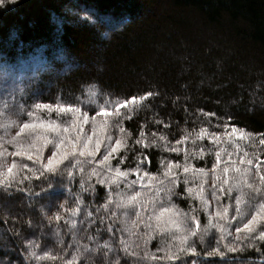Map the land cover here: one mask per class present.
Returning <instances> with one entry per match:
<instances>
[{"label": "trees", "instance_id": "1", "mask_svg": "<svg viewBox=\"0 0 264 264\" xmlns=\"http://www.w3.org/2000/svg\"><path fill=\"white\" fill-rule=\"evenodd\" d=\"M0 65V100L14 99L0 108L1 139L8 129L5 116L19 126L69 129L86 114L123 141L114 163L132 180L138 158L151 161L141 166V176L148 172L151 182L144 177L131 187L124 182L107 191L74 163L68 164L75 170L72 176L26 160L20 167L8 163L9 147L0 143V172L8 176L12 168L15 177L10 187H0V264H264L260 239L235 252L220 248L224 258L206 256L217 247L219 231L208 232L205 206L197 196L210 175L220 185L225 178L235 184V168H250L248 180L264 196L255 167L259 164L264 175V0H5ZM146 93L152 95L132 111L131 105L122 106L118 116L112 109L117 100ZM141 132L149 141L155 134L156 145L137 144ZM171 147L181 151L171 152ZM217 152L220 163L213 172ZM185 153L191 166L205 169L207 176L183 172ZM169 161L180 165L174 186L171 175L165 176ZM161 181L171 193L157 191ZM112 192L123 198L145 194L137 199L143 204L141 216H135L133 205L127 209V201L121 208L116 199L110 204ZM231 194L217 204L235 208L240 194L250 210L262 202L246 185L233 187ZM165 208L179 213L185 228H196L195 217L201 222L197 232L205 228L209 233L205 245L197 246L199 255L166 258L178 243L152 232L153 212ZM148 233L152 239L145 245ZM171 234L174 240L177 233Z\"/></svg>", "mask_w": 264, "mask_h": 264}, {"label": "snow or ice", "instance_id": "2", "mask_svg": "<svg viewBox=\"0 0 264 264\" xmlns=\"http://www.w3.org/2000/svg\"><path fill=\"white\" fill-rule=\"evenodd\" d=\"M152 93H146L144 96H141L139 98L137 97H131L130 99H124V100H117L112 104V109L116 112V114L119 116V109L120 107L124 106L127 107L129 105H131L132 107L129 108V111L134 110L136 107L140 106V102L145 100L148 96H151ZM83 122L87 123V115L85 114V116L83 117ZM73 124L75 125V120H73ZM24 129H27L30 127L29 124H24ZM32 128H35V125L31 126ZM79 127L82 128V125H79ZM96 127H97V122L95 120L92 121V131L93 133H95L96 131ZM21 131H23V129H21ZM47 132H51V133H55V136L53 137L52 140H50L48 138L47 134H41L40 136H38V139L41 141V146L40 148L37 150L38 151V156L37 159H41L42 158V154H43V149L45 147H47L48 144H52L53 148L55 149L54 151L51 152V155L48 157L47 163L46 164H42L41 167L43 169H46L47 171L51 172V173H56L58 171L63 172L64 169H58L56 166L54 165H58L59 163H61L63 160L69 159L70 155H71V159L75 160L76 156H77V144H79L80 148L82 149L81 151H79L78 155L79 156H84L85 154L94 157L96 152H98L100 150L101 147V140L97 139L94 143H92V137L90 136H85L83 139H81L79 136H77L75 138V140H71L68 139L64 133L68 131V129H57V128H48L46 130ZM119 131L121 133L124 132L123 127L119 128ZM204 130H201V136L203 135ZM232 133L233 134H237V130L235 127L232 128ZM250 136L252 134H249ZM264 135V134H261ZM161 140L165 139L164 137H160ZM109 140H111V137H109ZM137 144L143 143L145 148L151 147L153 145H156L157 140L155 138V134H153V138L149 141L148 137H146L144 135L143 132H141L140 134V139H138L136 141ZM181 143V141H177V144ZM261 144H264V139L260 140ZM70 146L72 151L71 154H69V152L66 150V147ZM121 146V140H116L115 142V146H112L111 144L106 146L105 149V155L103 156V160L101 161V163H104L106 161L109 160V157L112 153L117 152V149ZM33 147L32 145L29 146V148ZM169 151L171 152H179L181 151L180 148L177 147H171L168 148ZM16 155H26L27 159L29 161L33 160V156L31 154H28V151H21L18 149V151L16 152ZM247 155V154H245ZM147 162L149 165L151 163L150 160H148V158L145 156L143 159L138 158V162L136 165V168L134 170H131L132 174L135 175L137 177L136 180H132L129 183V187H131L132 185H136L137 184V180H143L144 177H149V182H151V177L150 174L148 172H143V175L141 176V166ZM121 163H123V161H121ZM164 162L162 161V164ZM220 163V153L217 152L216 153V164L213 166V172H215V168L216 165H218ZM247 164L249 166H251L253 164V160L249 159L247 160ZM13 167H16L15 164H13ZM23 168H28L29 166L27 164L22 165ZM68 166L65 165V168H67ZM175 167L179 168L180 165L176 164ZM256 175L259 176V182L261 185H264V175H260V166L259 164H257L256 166ZM173 168V163L171 161L167 162V164L165 165V176H169L171 175L172 179L169 181V184L171 186H174L175 184L179 183V177L176 175V173L172 172L171 169ZM31 170V169H30ZM9 175L6 176L3 172H0V187H4V188H8L11 186L12 180L15 179V177H11V173H12V168H9L8 170ZM107 171L109 173H112L114 171V175L111 176H107L105 179H100L98 181L99 184L104 185L105 184V180H111L112 183H116L117 178H126L129 175L128 171H121V169L119 167H116L114 170L111 167L107 168ZM190 171H192L194 174L195 173H199L202 176H207V172L205 171V169L201 168V169H194L190 162H189V157L188 154L185 153V164L183 166V172L185 174L189 173ZM251 169L250 168H235L234 172L237 174L235 177V184L233 185H229L227 189H225L223 187V185H228L229 181L227 178L223 179L221 181V187H220V194L221 195H228L229 197H231V192L233 190V187L235 188H240L242 185H246L249 189H251L252 194H253V199L255 197H261L262 200H264V196H261V188L260 187H255L253 183L249 182L248 180V176L250 174ZM222 172L224 174H227L229 172V167L225 166L222 169ZM69 176H71V173L69 172ZM27 179V177H25ZM217 179H219V176H217ZM185 183H187V178L184 181ZM161 187L157 189L158 192H166V193H171L172 191V187H164L163 186V181L160 182ZM51 187V186H50ZM116 187L119 188V184H116ZM213 195L216 198L217 202H219L220 200V196L216 195V185L215 183L213 184ZM66 191V189H64ZM188 192H192V189L189 188L187 189ZM50 195H55L56 192L55 190L49 193ZM136 195H139V193L137 192ZM197 196L200 197L201 202L204 204L205 206V211H207V206H208V201L206 199H204L203 197L200 196L199 193H197ZM127 205H133L134 209H135V215L137 217H139L140 215V210L143 207L142 202L137 201L135 196H130L127 200ZM236 216L233 217V219H235L236 217H240L241 220L243 219L244 213H242L241 211V199L239 198V196L237 197L236 201ZM125 202L122 200L121 202L116 204L117 208H121L124 207ZM104 207H107V204L104 205ZM97 211H99V209H97ZM164 212L169 211V209L165 208L163 209ZM228 213V208L227 206H225L223 208V211L221 212L219 209L216 211L215 215L217 217L220 218H224L227 216ZM73 215H76V212L73 211ZM88 215H91V212L88 213ZM113 216L116 215L115 212L112 213ZM125 216L128 215V213L124 214ZM57 219H59V217H57ZM193 221L196 224V228H186L185 231L176 239L178 240V245L175 249V251L169 250L166 254V258L169 260L172 259H180V254L184 253V254H192V255H196V248L194 246H190L188 244L189 240L191 239V237L197 235V230L199 228V221L195 219V217L192 218ZM157 220H159V217H157ZM258 221H264V202L260 203L259 206L257 207V210L251 215V218L247 220V222L243 223V229L245 230L242 233V229L241 227L238 225L235 228V232L236 235L233 238L232 243H224L223 247L226 249L227 252H235L238 249H240L242 247V245H246V246H252L256 239L259 238L260 240H264V230H258L259 229V225H258ZM133 223L135 224V221H133ZM160 225L157 224V227H159ZM217 228L220 229V238L217 241V247L213 248L211 251L206 253L207 257H211V256H220L221 258H224L225 256V252H221L220 251V243L221 241H224L225 238L230 234L228 229L223 227V225H216ZM108 231L112 232V225L108 226ZM129 231H131V229H129ZM258 233V235H257ZM152 239V235L151 233H148L144 243L145 245H147L148 241ZM200 240L201 242H203L204 237L203 235L200 236ZM120 243L124 246L125 251H127V243L121 239ZM85 250H87V246H85ZM32 256H35L36 253L32 252L31 253ZM149 253L146 251L145 252V256H148ZM76 259V257H73V261ZM69 264H72V262L70 261ZM192 264H197L196 260L192 261Z\"/></svg>", "mask_w": 264, "mask_h": 264}, {"label": "rangeland", "instance_id": "3", "mask_svg": "<svg viewBox=\"0 0 264 264\" xmlns=\"http://www.w3.org/2000/svg\"><path fill=\"white\" fill-rule=\"evenodd\" d=\"M4 3H5V0H0V6L3 5ZM93 23H95V22H93ZM66 67L68 70L69 69L71 70V68L67 64H66ZM74 69H72V72L74 71ZM78 69L79 68H77L74 71V73ZM1 70H3V67L0 65V71ZM8 72L9 71L5 72V74H7ZM13 101H14L13 98H10L8 95H6L2 100H0V108H5V107L9 106L10 104L13 103ZM5 118H9V119L5 120V123L7 124L8 129L5 130L6 136L2 137V139L0 138V143H5L4 147H9L8 150L11 151V152H9L8 150L5 149V154L12 156L10 158H5L7 160V162L8 163H16L20 167V163H23L24 162L23 160H26L28 162H31L35 166H37L39 164L38 167L40 169H43L41 167V165L47 163L48 157L51 155V152L54 151L55 149L53 148V145L51 143L48 144L47 147H45L43 149L42 158L37 159V156H38L37 150L41 146V141L38 139V136H40L41 134H47L48 138L50 140H52L53 137L55 136V133L47 132L46 130L48 128H57V129H65V128H59V127H53V126H36L35 128L29 127L27 129H24V127H23L24 125L19 126L16 123V121L11 120V117L5 116ZM93 120H95L96 122L98 121L95 117L89 116V117H87L88 122L84 123L83 118H82L79 122L77 121L78 123L76 122L75 125H73L71 128H69L68 131L64 133V135L68 139H71V140H75V138L77 136H79L81 139H83L85 136H90V137H92V143H94L97 139L101 140L100 150L98 152H96L95 156L92 157V156H89L87 154H85L84 156H79L78 153L82 149L80 148L79 144H77V156H76L75 160H72L71 155H70L69 159L63 160L58 165H54V166H56L58 169H64L63 172L58 171L56 173H58L60 175H66L68 172L71 173L73 171L75 174V170H72V167L69 166L68 164L71 165L74 163L76 165H79L80 166L79 171L81 173H84L85 175L88 173L91 174L90 178L98 185L99 184L98 181L100 179H105L107 176L114 175V171L112 173H109L107 171V168L111 167L114 170L117 167L116 163H114V162H115V159L117 158V155L120 154V152L124 149V146H123V141H121V146L117 149V152L112 153L110 155L108 161L101 163V161L103 160V156L105 155L106 146L109 144H111L112 146H115V142L118 139L113 136L109 126L102 124L99 121L97 122L96 131H95V133H93V131H92V121ZM79 125H82V128L79 127ZM21 129H23V131H21ZM109 137H111V140H109ZM119 140H121V139H119ZM30 145H32L33 147L29 148ZM18 149L21 151L27 150L28 154H31L33 156V160L29 161L27 159L26 155H16V152L18 151ZM66 150L69 152V154H71L72 149L70 146H67ZM65 165H67L68 167L65 168ZM9 166L13 167V165H9ZM178 169L179 168L173 166L171 171L176 173V175L178 176ZM43 170H45V169H43ZM86 172H88V173H86ZM72 175L73 174H71V176ZM213 177L214 176L210 175L209 177L204 179V180H206L205 183L207 184V187L203 186L204 191L200 194H202L201 197H203L204 199H206L208 201V205H209V207L207 206L208 207L207 211H205V207H204L205 214H207L206 220L208 222H206V225H207L208 232H215L217 229L219 231V235L218 234L216 235V233H215V236H217L216 238H218V240H219L221 233H220V229L216 227V225L219 224V225H223V227L225 225L226 228L228 229L229 233H230L225 238V240L221 241V243H220V248L225 249L223 247V244L224 243H232L233 238L236 235V232L234 229L238 225L242 229L241 234H243V232L245 231L243 229V223L247 222V220L251 218V215L257 210V207L255 208L253 206L252 210H250L249 205L247 204L246 201H243V199H242L243 197L240 194L239 195V198L241 199L240 207H241V211H242V209L244 211V212H242V213H244L243 219L241 220L240 217H236L235 219H233V217L236 216V211L233 212L231 209H233V210L236 209V203H233L235 208H231L230 206L227 207L228 213H227L226 217H224L223 219L220 217H217L215 215L216 211L219 209L222 212L224 207L221 208V205L217 204V203H220V200H219V202H217L216 198L213 195V187L212 186L214 183L216 185V189H215L216 195L220 196V199H224V196H222L219 192L221 185L218 184V182H215V178H213ZM131 181H132V179L128 175L126 178H117L116 183H112L111 180L106 179L104 185H101V184H99V185L101 187H103L104 189H106L107 191H109V190L112 191L116 188V184L122 185L124 182L126 184H129ZM148 183L145 182L146 185H149ZM226 187H227V185H225V189H226ZM235 189H238V188H235ZM134 192H135V190H134ZM130 196H135L136 200L137 199L139 200L141 197L142 198L147 197L145 194L143 195L141 193H139V195H136V193H134L133 195H130ZM130 196H124V198H123L122 196L115 195V193L112 192L110 194V197H109L112 200L109 202H110V204L111 203L115 204L114 199H116L118 201H122V200L127 201ZM226 197H227V195H226ZM234 199H237V197H235ZM148 201H149V198H147L146 202H148ZM262 202H264V200H262ZM126 207L128 210H130V208H128V207H130L129 205H127ZM145 210H147L146 207H145ZM153 213H155V214L152 215V217L154 219V223H152V227L154 229L152 230V232L156 233V234L164 233L168 236L171 235L172 239H170V242H173V243L177 242L178 243V240L176 239L177 237H179L178 233L182 234L186 229L182 225V222H180V220L182 219L180 214L177 212H173L171 210H169L167 212H164L163 210H158V211H155ZM140 216H141V214H140ZM157 217H159V220H157ZM196 220H198V219H196ZM148 223H149L148 221H146L144 223V225H146L147 230L149 229ZM157 224H159L160 226L157 227ZM194 224H195V222H194ZM258 225H259L258 230H264V221H258ZM199 226H201L200 221H199ZM140 228H141V226L138 227L135 232L139 231ZM171 231L174 233H177L176 238L174 240H173ZM204 231H205V228L204 229L201 228V233L198 231L197 235L191 237L188 244L190 246H194L196 249H197L198 245L204 246L205 244H203V243H206V241L210 238L209 233L206 234L207 232H204ZM233 231H234V233H233ZM199 234L203 235V237H204L203 242H201ZM213 235H214V233H213ZM257 235H258V233H257ZM257 239H259V238H257ZM216 243H217V241H216ZM242 247H243V245H242ZM184 255H188V254L181 253L180 257H182ZM189 255H192V254H189ZM196 255H199V252L196 251ZM192 256H195V255H192ZM213 257L214 256H211V258H213ZM172 260H175V259H172ZM199 263H203V262L201 261Z\"/></svg>", "mask_w": 264, "mask_h": 264}]
</instances>
